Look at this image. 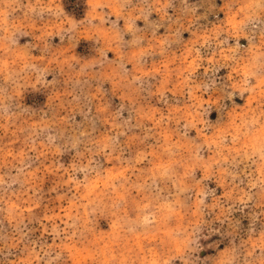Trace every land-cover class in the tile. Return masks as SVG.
Instances as JSON below:
<instances>
[{"label":"rangeland","instance_id":"374dc122","mask_svg":"<svg viewBox=\"0 0 264 264\" xmlns=\"http://www.w3.org/2000/svg\"><path fill=\"white\" fill-rule=\"evenodd\" d=\"M0 264H264V0H0Z\"/></svg>","mask_w":264,"mask_h":264}]
</instances>
